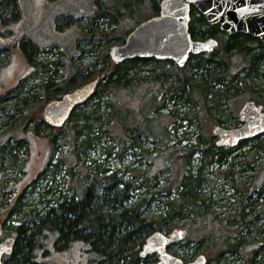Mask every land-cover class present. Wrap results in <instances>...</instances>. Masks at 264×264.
Listing matches in <instances>:
<instances>
[{
	"label": "trees",
	"instance_id": "1",
	"mask_svg": "<svg viewBox=\"0 0 264 264\" xmlns=\"http://www.w3.org/2000/svg\"><path fill=\"white\" fill-rule=\"evenodd\" d=\"M159 2L160 0H117L116 4L99 3L100 6L96 7V11L90 15V22L94 24L98 18L109 17L110 23H115L116 26L110 31L101 30L94 34L101 42L105 41L104 46L112 42L123 43L133 29L124 22L126 17H133L140 13L145 5L150 6L153 15H157L160 11ZM16 4V0H0V7L4 9L11 5L15 7ZM191 16L192 37L194 39L215 37L219 44L212 53L191 54L190 60L183 67L175 65L171 69H165V63L154 58H135L115 63L110 52L107 49L105 51L101 49L93 62L88 60L86 64H74L69 74L59 76L58 66L63 64L61 56L56 60H40L41 48L30 40H23L20 45L12 47L13 50L18 47L28 64L34 67L32 74L42 72L47 75V78L39 83V91H35L34 86L29 85L28 94L23 95L24 83H21L17 86L18 89L14 88V94L12 89L5 93V101L4 97L0 100V109L3 112H6L3 103L15 97L17 98L14 103L15 111H20L25 105L38 103L39 98L40 100L44 98L45 105H47L90 81H96V86L88 101L76 107L63 126H51L52 132L48 135L47 141L48 160L45 162L44 170L40 173L41 176L35 173V177L33 176L28 181L13 185L10 190L0 191L2 199L0 201V224L2 227H7L14 215H23L25 218L18 226L11 224L8 228L10 234L15 237V246L12 254L6 255L3 264H52L49 259V244L56 250L62 251L69 248L74 249L79 244L78 247L82 246L83 252L88 251L90 258H94L95 264H155L158 260L156 255L141 256L143 245L151 233L156 230H168L170 229L169 224L175 221L184 228L182 239H185L187 243L194 242L197 250L203 248L210 256L209 259L208 255L203 253L204 251L198 253V255L204 254L207 257V264H231L228 254L232 256L242 254L244 256L242 264H258L255 260L256 256H259V261L264 263L263 244L259 243L249 248V245L244 243L246 235L252 230L254 223L259 220L258 216L247 219L245 209L255 206L256 201L253 200L252 195L260 194L264 190V162L260 166L257 180L247 186L242 193L244 194L242 195L243 203L231 218L236 221L242 220L241 227L245 229V235L240 234L233 239L232 234L229 236L225 231L227 221L220 222L215 218L216 225L214 218L211 217L209 205L218 201L216 198L218 193L216 194L215 188L212 187L210 195L214 192V199L211 196H205L204 186L211 183V180L202 168L199 170L188 168L180 186L168 184L163 188L158 187L157 171L175 159L172 156L173 151L169 153L158 151L156 155L150 153L151 162L144 169L138 167L131 169L128 166L124 170L121 168L113 170L108 166L113 155H116L115 159L119 158L121 161L124 158V155L119 157L115 154L114 146H117L123 154L126 151L139 150L142 155L146 156L151 152L149 148L143 146L138 127L132 130L129 128L130 131L125 132L128 138L119 135L115 145H107L102 150L104 159L85 162L81 174H79L80 170L74 168L78 166L76 163L85 161L88 150L98 148L103 143L101 134L111 133L113 135L114 113L119 110V107L113 110V106H116L113 101H120L118 95L124 89L136 88L131 82L134 76H129V72L132 70L138 72V63L153 60L161 68L159 75L155 74L150 78L160 79L158 91H164V97L158 100V94L155 95L153 102L145 111L146 116L160 118L161 114L157 111L166 96L182 98L187 92H197L204 96L213 93L214 97L209 99L210 102L206 104L204 100L202 105L204 108L214 106L218 113L222 115L227 113L228 117L234 116V109L225 104L229 102V99L236 97L240 91H249L250 99L264 106V82L259 71L260 66L264 64V43L245 33L229 35L222 32L218 24H209L205 16L194 6L191 7ZM19 17L20 12L18 11L13 19L16 20ZM89 34L88 29L85 37ZM77 46L79 47V44ZM8 50L9 48L0 51ZM199 72L200 78L196 79L195 74ZM237 80L243 86L237 84ZM217 85H224V87L217 89ZM105 94L109 96L111 104L108 106L111 109L106 112L107 114L105 113V117H102L103 113L99 111ZM195 110L196 108L192 109L185 116L191 118ZM219 122L228 123L227 119L223 120V118L219 119ZM104 123H107L111 129L105 126L104 130L102 127ZM40 125L49 126L45 121H40ZM69 125L71 133L68 134L72 138H69L68 142L71 145V152L69 156H65L60 153L61 145L54 131H65L66 126ZM160 126L149 130L147 137L152 138L147 139L159 142L168 136L170 130H166L165 125ZM40 130L39 125H36L32 133L36 132L39 135ZM263 135L244 140L232 148L216 146V140L210 138L211 136L204 139L198 138L199 144H202L198 146V151L204 164L210 165L209 163L213 161L222 163L233 151L248 142H253L255 151L241 156V164L244 166L242 171H244L254 167L260 153H264V138H260ZM9 138H16V129L11 128L0 134V169H3L5 162L16 166L18 148L29 142L27 137H23L10 144ZM14 149L16 152H13ZM193 153L194 149L188 148L184 154L180 153L176 160L185 158L188 164ZM57 154H59L58 161L53 162ZM236 158L237 155H233L230 161L234 168ZM60 164H65L68 172V180L63 183L54 182L52 177ZM217 174H222L228 183H232L235 178L230 171L226 174L224 171H217ZM48 175L51 178L47 181L44 193L40 194V201L44 206L41 209L36 206L28 208L24 196L29 192V186L35 190L37 185H40V180ZM142 188L145 189L137 192ZM45 196L48 198L44 200ZM162 199L165 210L156 214L151 206L157 205ZM224 205L228 207L227 202ZM253 210L250 212L252 213ZM79 250L80 248L76 249L70 255L72 264H76L77 258L81 259L82 253L78 252Z\"/></svg>",
	"mask_w": 264,
	"mask_h": 264
},
{
	"label": "rangeland",
	"instance_id": "2",
	"mask_svg": "<svg viewBox=\"0 0 264 264\" xmlns=\"http://www.w3.org/2000/svg\"><path fill=\"white\" fill-rule=\"evenodd\" d=\"M16 2L17 4L15 7L13 5L6 9L0 7V50L9 48L8 51H0V94H5L11 89L14 94V88L18 89L17 86L19 84L21 85V83H24L23 95L25 93L28 94L27 88L29 85H33L35 91H39V83H42L47 78V75L42 72H34L29 76L31 65L28 64L27 59L21 51L18 50V47H16L15 50L12 48L14 45H20L23 40H30L40 46V60H56L61 56L60 58H62L63 64L58 66L59 76L69 74L73 66H75L74 64H86L88 60L93 62L101 49L104 51L107 49L108 52H110L113 45L122 44V42H112L104 46L103 44H105V41L101 42L97 35L94 34L96 31L101 30L110 31L116 26L115 23H110L109 17L98 18L94 24L90 22V15L96 11V7L100 6L99 3L116 4L117 0H97V2L96 0H16ZM18 11L20 12V17L14 20L13 16ZM151 16H153V13L150 6L145 5L140 13L133 17H126L124 22L128 27L134 28L140 22ZM88 29L90 34L85 37ZM55 44L58 46H53ZM77 44H79V47ZM52 47L55 48L52 49ZM163 62L165 63V69H171L176 65L171 61ZM137 68L138 72L134 70L129 72V76H134L131 82L136 88L124 89L118 95L120 101H113L116 104V106H113V110L119 107V110L114 113L113 135L111 133H109V135L105 133L101 134V142L103 141V143H101L98 148H91L88 150L85 161L76 163L79 167L74 164L76 165L74 168L80 170L79 174H81L85 162H90L93 159H104L102 150L106 148L107 145H115L119 135L128 138L125 132L138 127L141 133L140 137L143 139V146L149 148L151 152L147 153L146 156L142 155L139 150L136 152L130 150L123 154L117 146H114L116 150L115 154L119 157L124 155V158L121 161L119 158L115 159L116 155H113L109 160L108 166L113 170L116 168L124 170L125 167L128 166L131 169L134 167L144 169L148 167L149 162H151V154L156 155L158 151H165L168 153L173 151L174 153H172V156L175 159L170 162L171 164L169 163L170 165L167 163L166 166H162L161 169L157 171L158 187L163 188L168 184L180 186L183 175L187 173L188 168L192 170H199L202 168L203 171L207 173L206 175L209 177V180H211V183H207L204 186L205 196H211L214 199V192L210 195L212 187L215 188L216 194L218 193L216 196L218 201L212 202L209 205L211 217L214 218L215 224L217 225L215 218L220 222L226 220L225 229L229 236L232 234V239L240 236V234L245 235V229L241 227L242 220L236 221L231 220V218L243 203L242 195L244 194L242 193L246 187L250 186L254 180H257L260 166L264 162V153L261 152L259 158L257 156L258 161L254 167L242 171L244 166L241 164V156L245 154L249 155L255 151L253 142H248L229 154L230 156L222 163L213 161L209 163L210 165H205L198 151V146L202 145L199 144L198 138L204 139L207 138V136H211L210 138H213L215 141L217 138L213 135L212 128L214 124L222 118L223 120L227 119L228 123H226V126L228 127L240 125L242 121L238 118V110L242 105L241 103H243L242 101L245 97L247 98V96L250 95V92L240 91L237 96L234 97L235 99H229V102L225 104L228 105L229 108L234 109V116L228 117L226 115L227 113L222 115L218 113L214 106L212 108H206L207 106L204 108L202 103L204 100L206 104L210 102L209 99L214 97L213 93L204 96L197 92H187L182 98H169L166 96L165 101L157 111V113L161 114V117H150L147 115L149 116L148 118L145 115V111H147V107L153 102L155 95L158 94V100H162L164 97V91H158L160 79H156V77H153L154 79L150 78V76L155 74L159 75L161 68L153 60H149L146 63H138ZM173 71H175V69H173ZM259 71L262 74L264 82V64L260 66ZM195 77L196 79L200 78V72L195 74ZM171 78L173 77L171 76ZM236 83L243 86L239 80H237ZM222 87H224V85H217V89ZM108 97L109 96L105 94L101 101L102 105L99 112L103 113L102 117H105L107 114L106 112H109L111 109L108 106L111 104ZM3 100L5 101V97ZM16 100L17 98L15 97L14 99H9L7 102L3 101L6 112L0 109V134L13 128L16 129V138H9L10 144L14 143L18 138L22 139L23 137H27L29 142L18 148L16 155V164H18L16 166L5 162L3 169H0V191L3 192L5 190H10L13 185H19L20 183L22 184V182L28 181L35 173H39V176H41L40 173L44 170L45 162L48 160V135L52 132L51 126L44 120V98H42V100L39 98L38 103L34 102L25 105L20 111H15L14 103ZM195 108L196 110L191 118L185 116L187 112ZM40 121H45L49 126L40 125ZM36 125H39L41 128V134L39 135H37L36 132L32 133L33 127ZM160 125H165L166 130H170L168 136L165 137L168 139L164 138L159 142L147 139L152 138L147 137L149 130H153ZM105 126H107V129H111L107 123H104L102 125L104 130ZM69 128L70 125L66 126L65 131H54V134L57 133V141L61 145L60 153L65 156H69L71 152V145L68 140L72 138V136L68 134L71 133ZM111 138H113V140ZM260 138H264V135ZM188 148L194 149L190 162L186 164L185 158L176 160L178 155L180 153L184 154ZM13 152H16V150L14 149ZM233 155H237L234 164L235 168L231 166L230 163ZM58 158L59 154L55 155L53 162L58 161ZM217 171H224L225 174L229 171L232 172L235 177L233 182L228 183L222 174H217ZM67 173L66 165L60 164L58 170L53 173L52 177L54 182L63 183V181H67ZM50 178L51 177L48 175L46 178L40 180V185H37L35 190L31 188L32 186H29V192L24 196V201H26V206H28V208L36 206V208L41 209L44 206L40 201V194L44 193V188ZM62 185L66 186V184ZM144 189L145 188H142V190L139 189L137 192H142ZM252 197L253 200L256 201V204L251 208L245 209L246 218L251 219L253 216H258L259 220L254 223V227L246 235L244 243L249 245V248L259 243H262L264 246V190L260 194L256 193L252 195ZM47 198L48 196H45L44 200ZM0 201H2V199ZM162 202L163 199L157 205L154 204L151 206V209H153L156 214L165 210ZM225 202H227L228 207L224 205ZM250 210H253V212L251 213ZM24 220L25 218L23 215H14L8 222V226L4 228V236L11 235L8 231L11 224L18 226ZM169 228L168 230L164 229L165 233L169 234L172 230L178 228L184 232V228L180 226L177 221L169 224ZM183 232L182 234H184ZM78 245L79 244H77L74 249L69 248L62 251L56 250L49 244V259L52 264H72L70 262V255H72L73 251L80 248L78 252L82 253L80 256L81 259L77 258L76 264H95L94 258H90L89 252L86 250L83 252V247H78ZM169 250L185 261H191L198 253L204 251L203 248L197 250L194 242L187 243L185 239L171 245ZM203 253L208 255L206 251ZM227 256L230 258L231 264H242L244 261V256L242 254L234 256L228 254ZM208 257L210 259L209 255ZM255 260L258 261V264H264L259 261V256H256Z\"/></svg>",
	"mask_w": 264,
	"mask_h": 264
},
{
	"label": "water",
	"instance_id": "3",
	"mask_svg": "<svg viewBox=\"0 0 264 264\" xmlns=\"http://www.w3.org/2000/svg\"><path fill=\"white\" fill-rule=\"evenodd\" d=\"M203 14L211 25L218 24L222 32L232 35L245 33L264 43V0H160L159 14L140 22L127 35L122 44L113 45L110 56L115 63L130 59L154 58L159 61H172L183 67L191 54L212 53L218 47L215 37L194 39L190 32L191 7ZM96 81H90L75 90L55 99L44 108L45 121L53 127H61L78 106L88 101L94 92ZM242 124L228 127L216 124L212 128L217 138L216 146L232 148L244 140L264 134V107L253 99L247 100L239 111ZM3 233L0 224V238ZM182 238L178 229L169 234L163 230L151 233L141 250V256L157 255L155 264H207L204 254L191 261H185L169 250V247ZM15 237L0 240V264L3 258L11 255Z\"/></svg>",
	"mask_w": 264,
	"mask_h": 264
},
{
	"label": "flooded vegetation",
	"instance_id": "4",
	"mask_svg": "<svg viewBox=\"0 0 264 264\" xmlns=\"http://www.w3.org/2000/svg\"><path fill=\"white\" fill-rule=\"evenodd\" d=\"M33 68H34V67L31 65V66H30V70H31V71H30L29 76L32 75V72H33V70H34ZM29 76H28V77H29ZM2 97H4V94H0V98H1V99H2ZM249 99H250V95H248L247 98L245 97L244 100L242 101L243 103H241V104L243 105V104H244L247 100H249ZM241 104H240V105H241ZM242 105L239 107L238 114H239V111H240ZM263 107H264V106H263ZM238 118H239V116H238ZM239 120H240V119H239ZM240 121H241V120H240ZM216 124H223V123L219 122V120H218V122H217ZM216 124H215V125H216ZM241 124H242V123H241ZM223 125H226V124H223ZM180 231H181V230H180ZM225 231H226V229H225ZM181 233H182V231H181ZM10 236H12V235H10ZM6 237H8V236H4V227H3V233H2V236H1L0 240L5 239ZM196 256H198V254H197ZM196 256H195V257H196ZM195 257H194V258H195ZM5 259H6V256L3 258V260H5Z\"/></svg>",
	"mask_w": 264,
	"mask_h": 264
}]
</instances>
